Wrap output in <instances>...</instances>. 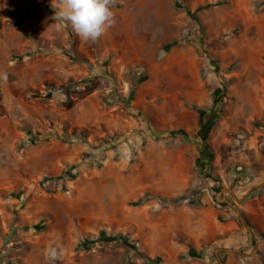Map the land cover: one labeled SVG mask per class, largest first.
I'll list each match as a JSON object with an SVG mask.
<instances>
[{"label": "rangeland", "instance_id": "rangeland-1", "mask_svg": "<svg viewBox=\"0 0 264 264\" xmlns=\"http://www.w3.org/2000/svg\"><path fill=\"white\" fill-rule=\"evenodd\" d=\"M112 10L0 0V264H264V0Z\"/></svg>", "mask_w": 264, "mask_h": 264}, {"label": "clouds", "instance_id": "clouds-1", "mask_svg": "<svg viewBox=\"0 0 264 264\" xmlns=\"http://www.w3.org/2000/svg\"><path fill=\"white\" fill-rule=\"evenodd\" d=\"M116 0H51L57 30L70 25L85 42L98 41L115 24Z\"/></svg>", "mask_w": 264, "mask_h": 264}, {"label": "trees", "instance_id": "trees-1", "mask_svg": "<svg viewBox=\"0 0 264 264\" xmlns=\"http://www.w3.org/2000/svg\"><path fill=\"white\" fill-rule=\"evenodd\" d=\"M223 205H227V203H225V202H223L222 203ZM105 237H106V234L105 235H103L102 236V238H100V239H105ZM113 237H115V236H112L111 238H113ZM115 239H117V240H121V241H123L124 243H127V241L126 240H124L125 238H123L122 236H116V238ZM86 243L87 242H85L84 243V245H86ZM143 257H145L149 262H157V261H155V260H152L149 256H147V255H144Z\"/></svg>", "mask_w": 264, "mask_h": 264}]
</instances>
